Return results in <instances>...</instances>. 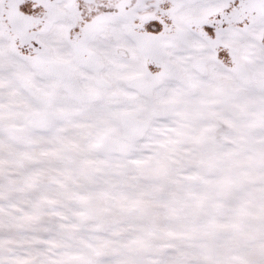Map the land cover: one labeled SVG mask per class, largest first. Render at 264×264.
I'll list each match as a JSON object with an SVG mask.
<instances>
[{
  "label": "snow or ice",
  "instance_id": "6c2138e0",
  "mask_svg": "<svg viewBox=\"0 0 264 264\" xmlns=\"http://www.w3.org/2000/svg\"><path fill=\"white\" fill-rule=\"evenodd\" d=\"M0 264H264V0H0Z\"/></svg>",
  "mask_w": 264,
  "mask_h": 264
}]
</instances>
